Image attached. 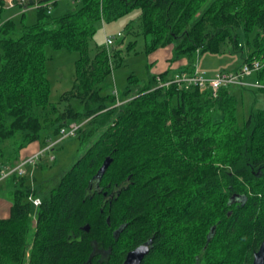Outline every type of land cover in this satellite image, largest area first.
Instances as JSON below:
<instances>
[{"label": "trees", "instance_id": "obj_1", "mask_svg": "<svg viewBox=\"0 0 264 264\" xmlns=\"http://www.w3.org/2000/svg\"><path fill=\"white\" fill-rule=\"evenodd\" d=\"M57 1L39 0L32 26L26 12L20 28L0 25V168L14 166L44 130L48 140L71 123L88 124L77 136L98 137L48 194L26 177L4 181L13 204L0 218V264H125L147 243L141 264H253L264 242V109L239 126L232 88L264 90V0H73L82 6L54 18L48 6ZM136 8L149 50L173 42L177 57L243 49V30L244 64L263 63L248 81L260 86L222 87L214 97L196 86L159 87L158 79L174 78L163 72L145 85L130 76L121 104L102 94L122 58L117 49L91 52L96 25ZM46 46L79 55L58 105L50 102Z\"/></svg>", "mask_w": 264, "mask_h": 264}, {"label": "rangeland", "instance_id": "obj_2", "mask_svg": "<svg viewBox=\"0 0 264 264\" xmlns=\"http://www.w3.org/2000/svg\"><path fill=\"white\" fill-rule=\"evenodd\" d=\"M4 6L5 9L0 16V25L8 20H13L17 27L20 28L22 26V9L20 7L10 9L7 5ZM81 6L82 3L76 4L73 0H58L56 5H51L50 10L52 17L57 18L67 12L77 10ZM30 7L31 5L28 4L29 9L25 11L26 16L23 20L27 26H32L38 22L36 9ZM141 15V9L136 8L117 20L110 22H106L105 20L99 21L96 25V34L90 44L92 53L98 48H105L108 51H112L113 49L120 51V57L122 58L121 65L115 66L112 74L102 86V94H118L116 96L118 103L120 98L125 97L130 76H135L139 79L140 85H145L152 75L169 72L173 76L176 73L184 71L185 68H193L195 65H198L200 71L212 77L219 72L237 71L244 64L245 57L247 56V37L243 30L238 31V42L243 46V49H237V51L233 52L227 47L223 53H202L190 59L188 56L177 57L174 52L173 42L150 51L152 38L143 33ZM119 33L122 34V37H118ZM254 35L255 32L251 33L250 39H253ZM107 38H114L115 43L113 46H107ZM130 44H133V46L128 48ZM45 54L47 57V78L51 85L50 102L58 105L61 102L62 95L73 87L75 63L79 55L66 50L55 51L50 46L45 47ZM232 92L238 101L237 118L239 126L244 124L251 112L264 109V90H244L234 87L232 88ZM133 94L132 92L129 97H132ZM73 105L77 109L79 108L77 102H73ZM60 106L63 107V104H60ZM81 125L87 127L88 124H85L86 126ZM47 135L48 133L44 130L42 138L38 143L40 151L44 150L50 142L54 143L61 139L59 135H51V138L47 140ZM97 137L98 135L88 141H84L78 136L63 139L56 144L52 152H46L36 166L26 165L24 169L27 171V176L24 177L31 182L33 187L38 186L43 194H48L52 189L57 187L62 177L86 152L89 145ZM51 156L55 160H50ZM23 159V157H20L17 162ZM8 167L11 166L2 167L0 170ZM5 180L0 182V218L4 219L10 216L13 204L12 189L8 181L4 182ZM36 200L40 199L36 198ZM32 233L33 231L30 232V237Z\"/></svg>", "mask_w": 264, "mask_h": 264}, {"label": "built area", "instance_id": "obj_3", "mask_svg": "<svg viewBox=\"0 0 264 264\" xmlns=\"http://www.w3.org/2000/svg\"><path fill=\"white\" fill-rule=\"evenodd\" d=\"M5 5L9 7L10 9H14L17 7H20L23 12L27 11L28 4L31 5L30 8L37 9L39 8L38 0H3ZM36 2V3H35ZM51 5L49 4V13L51 12ZM118 37H122V34L119 33ZM107 46L111 47L114 45L115 40L114 38H107ZM197 55H199V51L197 52ZM263 67V63L260 61H253L252 63H246L244 64L238 71H231V72H219L215 74L214 76L210 77L206 75L204 72L200 71L198 68V65H195L193 67L192 72H180L177 73L174 76L173 80L169 82H162L160 79H158V86L164 87L169 86L172 83H177L180 87H183L185 89H188L192 86L199 87L201 89H210L213 93V96L216 97L218 94V91L222 87H228V86H260L258 83H250L248 79L255 73L261 70ZM116 96H118L117 93H115ZM118 104H121L119 101ZM82 127L81 124L78 123H71L67 127H64L60 131L61 139L58 141L50 142V144L47 145V147L39 151L35 154H32L20 162H17L14 166L3 168L0 170V182L3 180L10 178L14 175H17L19 177L27 176V171L24 169L26 165H32L36 166L38 161L41 159V157L46 153L52 152L54 150L56 144H58L60 141L66 138L75 137L78 134V131ZM50 160H55L53 156H51ZM30 201L34 203L35 206H38L41 204L40 200H36V198L30 196Z\"/></svg>", "mask_w": 264, "mask_h": 264}, {"label": "water", "instance_id": "obj_4", "mask_svg": "<svg viewBox=\"0 0 264 264\" xmlns=\"http://www.w3.org/2000/svg\"><path fill=\"white\" fill-rule=\"evenodd\" d=\"M112 163V159L107 158L101 167L99 173L104 174ZM86 232L90 231V226L84 227ZM150 251V243L139 246L136 249L130 251L125 260V264H141L144 258L148 255ZM253 264H264V242L262 243L260 249L254 254Z\"/></svg>", "mask_w": 264, "mask_h": 264}, {"label": "crops", "instance_id": "obj_5", "mask_svg": "<svg viewBox=\"0 0 264 264\" xmlns=\"http://www.w3.org/2000/svg\"><path fill=\"white\" fill-rule=\"evenodd\" d=\"M158 74H160V73H158ZM38 143L39 142L33 143V144L29 145L26 149H24V151L21 154V157L26 158L27 155L30 156L32 154L39 152L41 149H40V146L38 145Z\"/></svg>", "mask_w": 264, "mask_h": 264}]
</instances>
